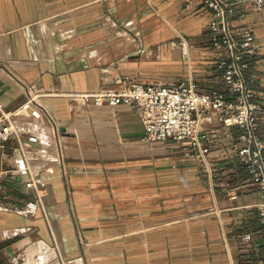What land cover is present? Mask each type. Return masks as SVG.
<instances>
[{
    "label": "crops",
    "instance_id": "crops-1",
    "mask_svg": "<svg viewBox=\"0 0 264 264\" xmlns=\"http://www.w3.org/2000/svg\"><path fill=\"white\" fill-rule=\"evenodd\" d=\"M238 8L231 26L255 33L246 74L264 107V8ZM210 19L200 0H0V110L38 136L24 155L43 182L38 204L27 173L4 178L11 210L0 211V264H264L259 189L230 149L237 127L206 119L207 163L196 164L172 142L143 140L132 109L79 96L111 87L118 74L222 90ZM27 87L43 90L38 103L65 128L58 138L72 212L48 116L38 104L18 113ZM17 146L0 144V170L20 171Z\"/></svg>",
    "mask_w": 264,
    "mask_h": 264
},
{
    "label": "built area",
    "instance_id": "built-area-1",
    "mask_svg": "<svg viewBox=\"0 0 264 264\" xmlns=\"http://www.w3.org/2000/svg\"><path fill=\"white\" fill-rule=\"evenodd\" d=\"M211 12L208 24L209 42L218 53L215 63L217 80L222 90L200 91L193 81L166 82L162 80H141L120 74L114 77L113 85L92 93L80 94L84 101L91 100L96 107L126 106L135 111L142 126V139L147 142H172L179 148L183 157L196 164L207 163L206 147L210 131L204 127V121L211 119L223 127H237L240 132L230 147L240 157L241 165L252 177V182L259 189L260 201L256 204L257 219L263 229L264 238V143L258 133L257 113L264 116V107L253 102V94L249 89L251 78L246 74L250 68L245 56L255 51V33L252 28L242 26L237 32L231 26L234 17H242L238 6L251 2L260 10L264 8V0H200ZM28 101L18 113L27 112L26 108L33 105L45 113L37 98L43 90L33 87L26 88ZM74 96V95H71ZM37 108V107H36ZM39 118V117H38ZM25 120L14 117L0 110V144L9 138L18 143L17 150L22 158L17 159L19 172L16 170H0V211H10V196L4 178L14 179L18 174L27 173L25 187L35 192V202L40 204L43 182L36 176L39 171L30 168L25 160V150L34 147L38 136L28 133ZM65 183L66 194L70 203V189L62 159L56 160ZM51 166L44 170L50 171ZM24 214L33 210L23 205ZM72 215L76 230V240L80 245L83 239L78 230V223ZM248 240L249 235L244 234ZM55 257L56 247L52 246Z\"/></svg>",
    "mask_w": 264,
    "mask_h": 264
},
{
    "label": "water",
    "instance_id": "water-1",
    "mask_svg": "<svg viewBox=\"0 0 264 264\" xmlns=\"http://www.w3.org/2000/svg\"><path fill=\"white\" fill-rule=\"evenodd\" d=\"M40 107L45 112V114L48 116V118H49V120H50V122H51V124L53 126V131H54V135H55V138H56V146H57V149H58V156H59V159L61 160L62 156H61V150H60V144H59L58 136L65 134V128L61 127V126H57L56 123L53 121V119L49 116L47 111L44 109V107H42V106H40Z\"/></svg>",
    "mask_w": 264,
    "mask_h": 264
},
{
    "label": "bare ground",
    "instance_id": "bare-ground-1",
    "mask_svg": "<svg viewBox=\"0 0 264 264\" xmlns=\"http://www.w3.org/2000/svg\"><path fill=\"white\" fill-rule=\"evenodd\" d=\"M47 117V116H46Z\"/></svg>",
    "mask_w": 264,
    "mask_h": 264
},
{
    "label": "rangeland",
    "instance_id": "rangeland-1",
    "mask_svg": "<svg viewBox=\"0 0 264 264\" xmlns=\"http://www.w3.org/2000/svg\"><path fill=\"white\" fill-rule=\"evenodd\" d=\"M53 145V144H52Z\"/></svg>",
    "mask_w": 264,
    "mask_h": 264
}]
</instances>
